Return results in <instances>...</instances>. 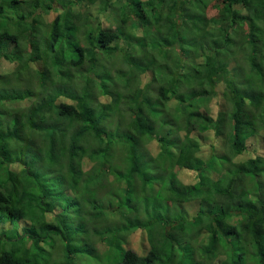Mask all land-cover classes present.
Masks as SVG:
<instances>
[{"label": "trees", "instance_id": "1", "mask_svg": "<svg viewBox=\"0 0 264 264\" xmlns=\"http://www.w3.org/2000/svg\"><path fill=\"white\" fill-rule=\"evenodd\" d=\"M1 59L0 264H264V0H0Z\"/></svg>", "mask_w": 264, "mask_h": 264}, {"label": "rangeland", "instance_id": "2", "mask_svg": "<svg viewBox=\"0 0 264 264\" xmlns=\"http://www.w3.org/2000/svg\"><path fill=\"white\" fill-rule=\"evenodd\" d=\"M33 3H35L36 1H39V0H31ZM31 11H32V13H34L35 12V9L33 8V7H28ZM42 8L41 7H39V9H38V11L39 10H41ZM95 9V10H94ZM37 10V9H36ZM93 10L96 12L97 11V6H93ZM209 14L210 15H214V13H215V11H214V8H212V7H209ZM56 14H55V12H53V13H50V14H47V15H44V17L46 18L47 16L48 17H54ZM43 17V18H44ZM44 18V19H45ZM29 55H31V54H29ZM11 66V64L10 63H8L6 60H4V59H1L0 60V71H2V70H6V69H8L9 67ZM35 79V82L37 81V79H36V77L34 78ZM24 83H26V82H24ZM31 88H33L32 86H30ZM209 107H210V113L211 114H216L217 113V108H218V104L216 103V99H213L210 103H209ZM208 135H209V138L212 140V132H209L208 133ZM149 148H151V152L152 153H155L156 152V146H155V144L153 143ZM91 167V164L89 163V164H87L86 166H85V168L86 169H89ZM183 177H184V179H186V180H189V179H192L188 174H186V173H183V174H181ZM24 201V200H23ZM22 201V202H23ZM17 202V201H16ZM145 234L143 233V232H137L136 234H134L132 237H131V239H130V244H129V246H130V248H132L133 250H135L137 253H144L143 252V249H144V247H147L148 245L146 244V242H145ZM7 241H9V240H7ZM0 249H1V246H0Z\"/></svg>", "mask_w": 264, "mask_h": 264}]
</instances>
